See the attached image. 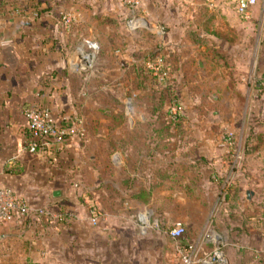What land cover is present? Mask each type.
<instances>
[{
    "label": "crops",
    "instance_id": "crops-1",
    "mask_svg": "<svg viewBox=\"0 0 264 264\" xmlns=\"http://www.w3.org/2000/svg\"><path fill=\"white\" fill-rule=\"evenodd\" d=\"M120 1L9 0L2 4L0 0V186L14 190L31 206V213L24 224L17 221L0 224V264L180 263L181 258L175 254L173 242L165 233L167 228L175 224L171 222L173 217L169 213L164 212L159 216L152 208H146L140 213L147 214L150 222L158 224V227L147 225L144 228L138 220L142 231L155 230L154 236L157 239L147 243L143 241L144 233H139L137 223L127 212L114 214L102 206L101 198L105 197L111 203L115 201V192L105 188L106 180L100 181L99 168H93L85 162L84 150L78 138V121L83 123L84 115L79 111L82 106L75 102L74 93L78 95L80 88L76 90L72 81L73 76L79 75L80 70L86 68L85 63L77 64L78 56L70 51L72 46H67L72 27L67 28L62 17L73 11L78 16L73 27L88 23L91 31V20L95 21L97 16L119 21L122 12L128 13V8ZM159 1L150 0L146 4L147 8L144 5L143 9L172 30L180 27L170 15L164 14L163 10L168 7L158 10L161 9ZM209 1H213L214 5L206 2L203 7L190 5V14L201 11L198 33L200 47L196 48L198 43L192 40V48L185 55L197 60L202 69L208 68L215 61L218 63L217 71H224L225 76H228L224 80L220 76L221 80L216 82L224 83L228 88L233 107L242 106L241 102L244 101V108H250V117L253 119L251 128L262 135L264 0H260L248 16H241L236 4L231 5L226 0ZM194 29H198V26ZM181 41L173 39L168 43L179 47ZM198 55L203 58H198ZM235 107L234 111H237ZM31 108H48L60 130L65 131L63 136L51 138L36 153L30 152L26 146L29 141L26 111ZM219 114L215 112V116ZM85 135L90 141V135ZM212 138L207 136L202 141L207 144ZM216 138L218 145L215 147L206 146L202 142V146L192 152L208 158L215 155L219 157L216 159L217 167L208 166L207 171L215 168L225 173L226 181L222 182V187L229 183L246 185L245 178L237 176L227 166L228 162L223 160L231 150L233 152V147L228 149L222 143V136ZM82 172L85 175V172L90 173L96 183L84 186L79 179ZM169 180L171 178L158 180L148 175L141 185L151 192L159 182L166 183ZM203 182L208 184L210 180L207 178ZM56 189L62 191L61 196L53 197ZM141 195L139 193L138 198ZM255 198H248V202H254ZM156 200L154 196L151 203ZM91 201L101 205L104 211L97 224H93L90 219ZM39 209L43 212L39 213ZM241 213L232 221L236 228L239 227L233 233V245L237 249L254 247L256 242L260 245L258 240L254 241L251 230L255 225V217H250V212L246 221ZM58 215L65 217L53 222L52 218ZM160 218L164 221L168 219L172 224L163 221L162 224ZM205 226L210 228L209 224ZM189 228L186 222V233L182 241L195 248L198 258L202 257L212 247L204 240L207 230L202 228V232L197 231L199 236L196 239L188 240ZM247 228L250 229L248 233L245 231ZM160 235L166 236L167 244L160 242ZM208 245L209 248L206 247Z\"/></svg>",
    "mask_w": 264,
    "mask_h": 264
},
{
    "label": "rangeland",
    "instance_id": "rangeland-1",
    "mask_svg": "<svg viewBox=\"0 0 264 264\" xmlns=\"http://www.w3.org/2000/svg\"><path fill=\"white\" fill-rule=\"evenodd\" d=\"M148 2L142 0V8L144 5L147 8ZM205 2L160 0L159 8L168 7L163 10L164 14L170 15L181 27L173 30L147 12L148 15L144 13L147 24L130 30L126 22L131 9L124 3L128 13L122 12L116 23L97 16L95 21L91 20V31L88 23L67 27H72L67 46H72L70 51L78 56L77 64L86 62V69L80 70L72 81L76 90L80 88L78 95L74 93L75 102L82 106L79 111L84 115L83 123L79 121L78 138L85 162L98 167L100 181L106 180L105 188L115 192V201L111 203L101 198L102 206L114 214L127 212L133 217L139 233H144V242L157 239L155 230L142 231L136 217L146 208H152L158 215L169 213L173 223H182L184 227L189 223L188 240L196 239L197 231L202 232V228L208 230L207 224L215 227L226 242L224 252L230 264H264V133L260 135L251 128L250 108H244L243 100L242 106H234L237 110L234 111L228 88L216 82L221 80L220 76L223 80L228 76L224 71H217L216 61L202 69L197 60L185 55L192 48V40L198 43L196 48L200 47L201 11L190 14V5L203 7ZM226 2L236 4V0ZM87 39L100 46L90 68L87 62L90 52L80 51ZM173 39L182 40L179 47L168 43ZM160 57L168 73L157 77L150 64ZM175 105L180 107L176 120L172 119ZM215 112L220 114L215 116ZM85 134L90 135V141ZM218 135L228 149H234L223 160L237 176L245 178L246 185L229 183L222 187L225 173L215 168L207 171L208 166L217 167L219 157L208 158L192 152L202 142L215 147ZM207 136L213 138L206 144L202 140ZM85 173L79 178L84 186L95 184L94 177ZM147 174L158 180H171L159 182L148 192L141 185ZM207 178L210 182L205 184L203 180ZM139 193L141 198L137 196ZM248 193L256 196L254 202H248ZM154 196L157 200L151 203ZM240 211L245 220L250 212V217H255L251 230L254 241L258 240L260 245L256 242V246L242 249L233 245V233L239 227L232 221ZM162 221L169 223L168 219L160 218L163 224ZM154 223L151 221L150 225L156 227ZM160 242L168 243L165 235H160Z\"/></svg>",
    "mask_w": 264,
    "mask_h": 264
},
{
    "label": "built area",
    "instance_id": "built-area-1",
    "mask_svg": "<svg viewBox=\"0 0 264 264\" xmlns=\"http://www.w3.org/2000/svg\"><path fill=\"white\" fill-rule=\"evenodd\" d=\"M123 3L131 9V15L127 19V26L130 30L135 31L146 25V11L142 8V0H122ZM260 0H236L237 11L241 16H248L254 6ZM210 5H214L213 1H209ZM147 14V13H146ZM148 15V14H147ZM77 15L75 12L70 11L63 15V23L66 26H71L76 20ZM100 46L93 40L84 41V49L80 48L82 54L88 51V68L91 62L95 59L96 54L99 52ZM86 65V62H84ZM150 69L155 76H165L168 73L167 68H163L161 57L154 60L150 64ZM180 107L175 105L172 108V119L176 120L179 114ZM28 120V128L30 131V139L28 141L27 149L36 153L51 140V138L64 135L65 131H61L58 124L52 118V113L48 108H31L26 111ZM79 122V121H78ZM81 123V122H80ZM82 136L84 132H81ZM43 210L39 209V213ZM31 213V206L20 194L9 188L0 186V224L7 222L17 221L24 224L26 219ZM89 214L93 224H97L99 219L104 215L102 207L95 201L89 203ZM64 215L54 216L53 222L64 219ZM150 216L147 214H139L138 220L144 228L150 225ZM152 225V224H151ZM150 225V226H151ZM156 227L158 224L155 223ZM165 233L171 238L174 247V252L180 256L179 264H226L227 258L224 249L226 242L222 235L217 233L214 229H208L204 234V240L211 244V250L205 253L202 257H197L195 248L191 245L185 244L182 239L186 233V229L182 223H175L173 226L167 228Z\"/></svg>",
    "mask_w": 264,
    "mask_h": 264
},
{
    "label": "water",
    "instance_id": "water-1",
    "mask_svg": "<svg viewBox=\"0 0 264 264\" xmlns=\"http://www.w3.org/2000/svg\"><path fill=\"white\" fill-rule=\"evenodd\" d=\"M61 194H62V191L56 189V190L53 191V194H52V195H53V197H59V196H61ZM250 197H251V196H250V194L248 193V198H250ZM226 264H230L228 260H227Z\"/></svg>",
    "mask_w": 264,
    "mask_h": 264
},
{
    "label": "trees",
    "instance_id": "trees-1",
    "mask_svg": "<svg viewBox=\"0 0 264 264\" xmlns=\"http://www.w3.org/2000/svg\"><path fill=\"white\" fill-rule=\"evenodd\" d=\"M11 1H13V0H11ZM7 2H9V0H1V3H2V4H3V3H7ZM110 22H111V23H116V22H118V21H110ZM142 67H143V66H142ZM142 67H141V68H142ZM141 70H142V69H141ZM157 77H158V76H157ZM29 139H30V131H29ZM27 145H28V142H27ZM27 145H26V146H27ZM154 151H157V150L153 149V152H154ZM211 225H212V224H211ZM212 228H213V227H212ZM214 228H215V227H214ZM214 228H213V229H214ZM224 251H225V249H224Z\"/></svg>",
    "mask_w": 264,
    "mask_h": 264
}]
</instances>
